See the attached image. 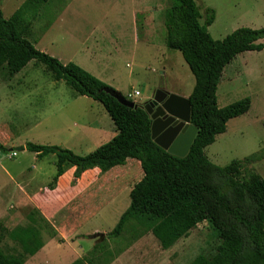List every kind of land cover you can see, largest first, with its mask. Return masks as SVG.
I'll return each instance as SVG.
<instances>
[{
    "label": "rangeland",
    "instance_id": "1",
    "mask_svg": "<svg viewBox=\"0 0 264 264\" xmlns=\"http://www.w3.org/2000/svg\"><path fill=\"white\" fill-rule=\"evenodd\" d=\"M26 1L0 0V10L6 19H10ZM73 1L52 0L40 9L38 16L34 12L28 14L26 19L32 23L29 41L38 51L64 64L79 66L138 105L150 101L159 90L189 98L194 90L195 77L182 53L171 51L166 45L165 14L173 4L172 0L159 2V20L163 27L159 25L155 28L154 36L151 37L155 47L136 49L129 38L130 0ZM195 1L203 16L202 26L207 10L215 12V22L208 28L213 40L222 41L239 29H264V0ZM69 3L72 4L70 12L62 15L63 6ZM75 10L79 16L73 14ZM120 16L124 17L122 22L118 21ZM138 26L139 39L143 41L146 32L141 17L138 18ZM100 39L104 43L97 46L96 41ZM115 41L126 44L122 48H115ZM260 44L264 45V40ZM33 63L13 81L7 73L0 71V81L5 84L0 83V143L6 148V152H0V224L10 233L19 227L32 226L28 218L30 214H36L33 209L18 214L15 208L16 184L20 182L18 173L22 169H34L37 185L41 186L48 178L52 180L57 172L55 156L38 161L33 153L26 150V145L68 146L72 148L68 150L76 155L87 156L95 152L98 145L73 144L71 140L78 136L88 120L95 119L98 114L102 120L109 117L101 104L77 96L65 82H56L44 66L36 67ZM225 70L218 88V107L223 109L249 98L251 108L245 116L230 121L227 132L218 136L215 144L205 150V154L212 164L222 168L255 156L245 168L264 178V51L244 53ZM136 91L140 92L141 97L133 96ZM129 95H132L131 99ZM4 134L13 141H2ZM105 142L101 140L100 144ZM14 153L16 157H13ZM143 176L135 178L122 191L121 199L86 229L85 233H88L98 227L103 232L100 235H104V240L97 236L93 243L85 237H76L75 241H85L64 244L60 238L54 239L55 231L36 214V226L41 230L46 246L26 264H74L81 258L93 260L95 264L107 263L103 257L121 252L122 248L136 240L134 222L127 225L120 238L107 236L116 229L121 217L129 209L130 189ZM143 236L146 239L145 250L134 252L131 264H152L161 259L169 260L171 264H191L199 255L212 257L219 245L206 222L166 253L151 233ZM94 245L100 246V251L94 252L90 248ZM1 247L6 254L20 256L22 253L20 246L9 237H6ZM100 253L106 256L96 260V255L101 256Z\"/></svg>",
    "mask_w": 264,
    "mask_h": 264
},
{
    "label": "trees",
    "instance_id": "2",
    "mask_svg": "<svg viewBox=\"0 0 264 264\" xmlns=\"http://www.w3.org/2000/svg\"><path fill=\"white\" fill-rule=\"evenodd\" d=\"M51 1L27 0L10 19L0 10V71L11 79L31 62L44 66L56 82H65L77 96L101 104L118 134L83 157L61 147L27 144L26 150L36 154L39 161L51 155L57 159V172L49 189L56 188L66 164L76 168L74 180L78 181L88 171L98 169L106 174L136 160L141 165L143 179L132 188L129 209L107 237L120 238L127 225L134 222L136 239L141 234L151 233L160 248L169 251L206 222L219 245L212 257L199 255L191 264H264V178L245 168L255 156L222 168L212 164L205 154L217 137L227 132L230 121L250 111L249 98L220 109L218 88L225 68L238 56L264 51V45L260 44L264 40V29H239L224 40L216 41L208 33L215 22L213 10H207L202 26L203 16L195 0H172L165 14L166 45L169 50L182 53L195 77L189 101L191 124L199 129L189 155L180 159L152 140V121L145 110L120 105L104 92L110 89L106 84L75 64H64L38 51L29 41L32 23L26 19L28 14L34 12L38 16L40 9ZM0 152H6L2 145ZM36 214L29 215L32 226L19 227L11 233L0 224V264H25L42 250L44 240L36 226ZM6 237L20 246V256L4 252L1 245ZM53 237H58L56 231ZM97 251L100 246L95 245L94 252ZM103 255L105 253L96 255L95 259ZM109 257L103 259L108 263ZM74 264L95 262L79 260Z\"/></svg>",
    "mask_w": 264,
    "mask_h": 264
},
{
    "label": "crops",
    "instance_id": "3",
    "mask_svg": "<svg viewBox=\"0 0 264 264\" xmlns=\"http://www.w3.org/2000/svg\"><path fill=\"white\" fill-rule=\"evenodd\" d=\"M130 2V16L128 19L130 20L129 38L131 44L135 49L154 48V40L151 37L154 36L155 28H158L159 25L160 27H163L162 22L159 20L160 0H130ZM71 3L63 6L64 9L62 15L70 12ZM73 14L75 16H79V12L77 10H75ZM139 17L142 18L145 26L146 34L143 36V41L139 39ZM123 19L124 17L120 16L118 21L122 22ZM105 20L106 18L103 19V21ZM119 27L121 28V26ZM121 36L122 38L125 37L124 35ZM121 36L119 37L121 38ZM99 43L104 42L100 39L96 41V45L100 46ZM124 44L126 43L123 41H115L113 43L115 48H122L124 47ZM33 64L37 67L35 63ZM225 71L226 70H224V73ZM16 76L11 78V81H13ZM0 83L1 85H5L2 81H0ZM135 93H137V91ZM135 93L133 96H135ZM131 96L132 95H129V99L132 98ZM135 97H141V94ZM117 134V129L110 116L102 120L101 115L98 114V117L86 122V125L81 129L78 136L71 140V143L87 144L93 147H96L97 144V149H99L113 140ZM2 138V141H13V139L6 134H4ZM101 140L106 142L104 144H100ZM0 145L4 146L1 143ZM63 149L68 150L72 148L66 146ZM34 155L36 156V154ZM75 172L76 168L74 166L66 164L64 167V175L59 179L56 188L54 190H50L49 186L52 183L56 172L52 180L51 178H48L41 186H38L37 176L35 175L34 169L32 171L30 169H22L17 175L20 182L16 184L15 191L17 194V207L15 208L18 211V214H21V212L23 213L27 209H33L56 231L58 238L64 241V244H68L69 242L74 243L85 241V239L75 241L74 239L76 237H92L90 242L95 243L94 238L103 232L98 227H94L91 232L85 233L86 229H88L89 226L97 220V218L101 217V215L108 208L116 204L121 199L123 194L122 191L126 189V187L129 186L135 178H138L139 175H143V171L138 161L130 160L125 166L114 168L106 174L101 173L98 169L88 171L83 174L78 181L74 180ZM131 191L132 190L130 189V192ZM145 244V236L141 234L140 237L132 243H129L125 248H122L121 252H116L115 255L109 257L110 259L108 263L131 264L132 254L136 251L141 252L145 250ZM45 246L46 243L44 239V247L42 249H44ZM94 247L95 245L90 248L94 249ZM163 252H170V250ZM31 258H28L25 264ZM80 260H82V258ZM152 264H171V262L169 260L163 261L161 259L160 261H155Z\"/></svg>",
    "mask_w": 264,
    "mask_h": 264
},
{
    "label": "water",
    "instance_id": "4",
    "mask_svg": "<svg viewBox=\"0 0 264 264\" xmlns=\"http://www.w3.org/2000/svg\"><path fill=\"white\" fill-rule=\"evenodd\" d=\"M104 92L126 108L145 110L152 121V140L161 149L180 159L189 155L199 132V129L191 124L192 109L189 98L159 90L150 101L138 105L112 89H106ZM99 237L102 240L105 238L104 235Z\"/></svg>",
    "mask_w": 264,
    "mask_h": 264
},
{
    "label": "built area",
    "instance_id": "5",
    "mask_svg": "<svg viewBox=\"0 0 264 264\" xmlns=\"http://www.w3.org/2000/svg\"><path fill=\"white\" fill-rule=\"evenodd\" d=\"M140 95V93L139 92H137V93H135V96H139ZM17 156V154L16 153H14L13 154V157H16Z\"/></svg>",
    "mask_w": 264,
    "mask_h": 264
}]
</instances>
